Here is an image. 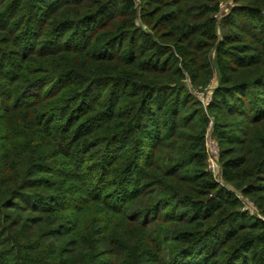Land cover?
<instances>
[{
	"label": "trees",
	"instance_id": "16d2710c",
	"mask_svg": "<svg viewBox=\"0 0 264 264\" xmlns=\"http://www.w3.org/2000/svg\"><path fill=\"white\" fill-rule=\"evenodd\" d=\"M0 264H264V0H0Z\"/></svg>",
	"mask_w": 264,
	"mask_h": 264
},
{
	"label": "built area",
	"instance_id": "2783aa9c",
	"mask_svg": "<svg viewBox=\"0 0 264 264\" xmlns=\"http://www.w3.org/2000/svg\"><path fill=\"white\" fill-rule=\"evenodd\" d=\"M221 13L223 10H225V5L223 2L220 4ZM217 15L219 17L221 15ZM214 79L207 85V87L204 88V90H196L192 89L191 91L200 99L203 106H206L210 100H211V88L214 83ZM213 130V121L210 119L207 127V131L205 133V151H206V160L205 165L206 169L212 174V176H221V166L219 161V155H220V148L217 139L212 134ZM214 179H216L214 177ZM217 180V179H216ZM222 180V179H221ZM217 180L219 183H222V181ZM240 199L242 200V209L245 211H248L250 213L255 212V207L252 201L243 199L239 195Z\"/></svg>",
	"mask_w": 264,
	"mask_h": 264
},
{
	"label": "rangeland",
	"instance_id": "374dc122",
	"mask_svg": "<svg viewBox=\"0 0 264 264\" xmlns=\"http://www.w3.org/2000/svg\"><path fill=\"white\" fill-rule=\"evenodd\" d=\"M224 3V5H225V10H228V5H229V2L228 1H224L223 2ZM192 89H195V88H191V90ZM196 90H199V89H196ZM219 148H220V146H219ZM217 180H221V176L220 177H218V176H214ZM222 181V180H221ZM255 210V209H254Z\"/></svg>",
	"mask_w": 264,
	"mask_h": 264
}]
</instances>
